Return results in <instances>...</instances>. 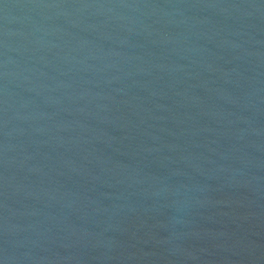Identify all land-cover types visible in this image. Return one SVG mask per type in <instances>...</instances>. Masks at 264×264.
I'll return each instance as SVG.
<instances>
[{
  "label": "water",
  "instance_id": "water-1",
  "mask_svg": "<svg viewBox=\"0 0 264 264\" xmlns=\"http://www.w3.org/2000/svg\"><path fill=\"white\" fill-rule=\"evenodd\" d=\"M0 264H264V0H0Z\"/></svg>",
  "mask_w": 264,
  "mask_h": 264
}]
</instances>
